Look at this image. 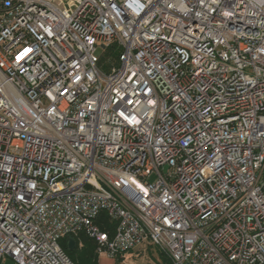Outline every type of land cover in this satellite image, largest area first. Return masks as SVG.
<instances>
[{"label":"built area","instance_id":"built-area-1","mask_svg":"<svg viewBox=\"0 0 264 264\" xmlns=\"http://www.w3.org/2000/svg\"><path fill=\"white\" fill-rule=\"evenodd\" d=\"M81 232L264 264V0H0V264Z\"/></svg>","mask_w":264,"mask_h":264},{"label":"trees","instance_id":"trees-1","mask_svg":"<svg viewBox=\"0 0 264 264\" xmlns=\"http://www.w3.org/2000/svg\"><path fill=\"white\" fill-rule=\"evenodd\" d=\"M98 224L103 230H109L111 228L110 222L108 221L106 214L102 213L98 219ZM69 239L74 240V247L69 250L67 242ZM60 245L63 250L68 254L73 264H97V245L95 241L89 238L85 233H79L76 236H69L62 238ZM152 247V246H147ZM157 250V249H156ZM158 257H163V260H156V264H170L169 259L157 250Z\"/></svg>","mask_w":264,"mask_h":264},{"label":"rangeland","instance_id":"rangeland-1","mask_svg":"<svg viewBox=\"0 0 264 264\" xmlns=\"http://www.w3.org/2000/svg\"><path fill=\"white\" fill-rule=\"evenodd\" d=\"M101 49L96 52V56L99 57ZM163 260V257H158L156 248L147 249L146 245L136 247L132 251L124 253L121 258L116 262L113 260L114 264H156L155 260ZM105 257V256H104ZM7 264H13L12 262H7Z\"/></svg>","mask_w":264,"mask_h":264},{"label":"crops","instance_id":"crops-1","mask_svg":"<svg viewBox=\"0 0 264 264\" xmlns=\"http://www.w3.org/2000/svg\"><path fill=\"white\" fill-rule=\"evenodd\" d=\"M152 248V247H151ZM154 248V247H153ZM147 249H149V247H147ZM155 256H153L152 258L154 259ZM121 257H118L116 259H113V258H107V257H104V256H98L97 258V264H114V262L117 263V261L120 259ZM113 260H115L113 262ZM155 260V259H154ZM156 262V260H155Z\"/></svg>","mask_w":264,"mask_h":264},{"label":"water","instance_id":"water-1","mask_svg":"<svg viewBox=\"0 0 264 264\" xmlns=\"http://www.w3.org/2000/svg\"><path fill=\"white\" fill-rule=\"evenodd\" d=\"M74 240L73 239H69L67 242V247L69 250H71L74 247Z\"/></svg>","mask_w":264,"mask_h":264}]
</instances>
